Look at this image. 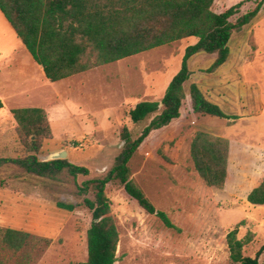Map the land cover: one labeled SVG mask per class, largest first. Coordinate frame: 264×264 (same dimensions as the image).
<instances>
[{"label":"rangeland","instance_id":"1","mask_svg":"<svg viewBox=\"0 0 264 264\" xmlns=\"http://www.w3.org/2000/svg\"><path fill=\"white\" fill-rule=\"evenodd\" d=\"M241 2L244 6L232 23L261 0H216L213 10L222 13ZM2 19L1 32L6 21ZM197 42L185 39L56 83L40 81L34 72L38 82L29 99L3 100L0 157L22 154L12 111L42 108L48 113L53 139L44 142L40 160L67 152L72 164L90 172L78 177L80 186L106 175L122 150L123 127L137 138L152 119L133 124L127 120L128 112L141 102L163 100L182 68L186 49ZM230 48L228 62L212 74L208 70L216 55L193 57L185 91L188 95L191 85L197 84L211 102L239 119L195 117L187 109L180 121L154 134L130 162L135 183L177 229L167 228L156 216L140 214L119 184L107 186L120 234L116 264H234L227 236L235 229L239 240L249 242L244 256L255 257L264 247V206L246 199L264 180V8L251 25L233 34ZM198 132L233 139L236 150L224 189L208 187L194 168L190 145ZM85 198L93 195H79L68 176L53 181L13 166L0 168V232L13 229L32 237L20 252H13L0 236V264L87 262V232L93 220ZM59 203L76 209L62 210Z\"/></svg>","mask_w":264,"mask_h":264},{"label":"trees","instance_id":"2","mask_svg":"<svg viewBox=\"0 0 264 264\" xmlns=\"http://www.w3.org/2000/svg\"><path fill=\"white\" fill-rule=\"evenodd\" d=\"M216 0H0V11L18 38L43 68L53 83L113 64L127 58L196 38L189 46L180 72L171 81L161 102H141L127 114L133 124L151 119L143 132L134 138L124 126L121 132L123 147L114 165L102 177L77 184L80 176H89L86 167L72 164L68 159L41 161L39 155L45 141L53 139L48 113L42 108L14 109L17 123L18 157H0V168L13 166L27 174L53 181L64 176L74 180L84 206L92 213V224L87 232L88 260L81 264H116L120 234L112 214L106 188L119 184L138 212L156 216L169 229H177L165 212L158 211L144 191L132 178L130 162L151 137L182 119L188 109L195 117H209L235 122L237 116L228 115L211 102L197 84L186 94L185 84L191 78L189 61L200 54L216 55L208 70L212 74L222 68L231 55V40L236 31L251 25L264 8V0L239 17L244 2L216 13ZM4 102L0 97V110ZM162 153V152H161ZM191 159L200 178L208 187L224 189L228 179L230 142L208 133L198 132L190 145ZM161 160L170 163L165 155ZM247 201L264 206V180L252 190ZM62 210L74 212L75 205L59 203ZM4 247L20 252L29 244V233L6 229L0 232ZM248 241L238 239V229L227 236L230 259L234 264H260L264 247L255 257L243 255Z\"/></svg>","mask_w":264,"mask_h":264},{"label":"crops","instance_id":"3","mask_svg":"<svg viewBox=\"0 0 264 264\" xmlns=\"http://www.w3.org/2000/svg\"><path fill=\"white\" fill-rule=\"evenodd\" d=\"M0 14V18L6 20L4 21L5 23L2 24L4 31H0V97L2 100H4L5 97L13 100L18 98L29 99V94L38 82L36 78L46 82H49V80L43 68L34 60L33 56L18 38L16 32L1 11ZM16 43L17 45H15ZM34 72L36 73V78H34ZM220 137L230 141V164L236 150L235 144L233 139L228 136ZM252 190L247 193L246 199Z\"/></svg>","mask_w":264,"mask_h":264},{"label":"water","instance_id":"4","mask_svg":"<svg viewBox=\"0 0 264 264\" xmlns=\"http://www.w3.org/2000/svg\"><path fill=\"white\" fill-rule=\"evenodd\" d=\"M68 156L67 152H60V153H56L54 155L51 156V160L50 161H54V160H66Z\"/></svg>","mask_w":264,"mask_h":264}]
</instances>
